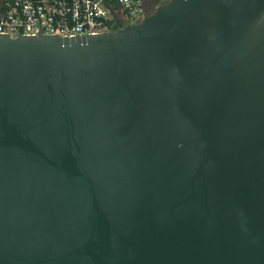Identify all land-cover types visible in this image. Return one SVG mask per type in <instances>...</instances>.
Returning a JSON list of instances; mask_svg holds the SVG:
<instances>
[{"label": "water", "instance_id": "95a60500", "mask_svg": "<svg viewBox=\"0 0 264 264\" xmlns=\"http://www.w3.org/2000/svg\"><path fill=\"white\" fill-rule=\"evenodd\" d=\"M0 264H264V0L0 33Z\"/></svg>", "mask_w": 264, "mask_h": 264}, {"label": "built area", "instance_id": "2783aa9c", "mask_svg": "<svg viewBox=\"0 0 264 264\" xmlns=\"http://www.w3.org/2000/svg\"><path fill=\"white\" fill-rule=\"evenodd\" d=\"M152 1L0 0V33L69 37L95 34L139 21ZM110 6L119 20L113 18Z\"/></svg>", "mask_w": 264, "mask_h": 264}, {"label": "flooded vegetation", "instance_id": "af4514ba", "mask_svg": "<svg viewBox=\"0 0 264 264\" xmlns=\"http://www.w3.org/2000/svg\"><path fill=\"white\" fill-rule=\"evenodd\" d=\"M156 5H157V2L153 0L152 3L147 8H145L146 9L145 14L153 11L152 9H155ZM112 27H114V25H112Z\"/></svg>", "mask_w": 264, "mask_h": 264}, {"label": "trees", "instance_id": "16d2710c", "mask_svg": "<svg viewBox=\"0 0 264 264\" xmlns=\"http://www.w3.org/2000/svg\"><path fill=\"white\" fill-rule=\"evenodd\" d=\"M154 1H156L157 3H161V2L166 1V0H154Z\"/></svg>", "mask_w": 264, "mask_h": 264}, {"label": "rangeland", "instance_id": "374dc122", "mask_svg": "<svg viewBox=\"0 0 264 264\" xmlns=\"http://www.w3.org/2000/svg\"><path fill=\"white\" fill-rule=\"evenodd\" d=\"M158 4H159V3H157V5H158ZM157 5H156V6H157ZM152 10H154V9H152Z\"/></svg>", "mask_w": 264, "mask_h": 264}]
</instances>
